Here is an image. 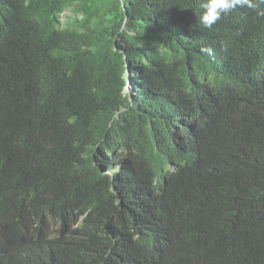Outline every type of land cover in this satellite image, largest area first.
Listing matches in <instances>:
<instances>
[{"label": "trees", "instance_id": "obj_1", "mask_svg": "<svg viewBox=\"0 0 264 264\" xmlns=\"http://www.w3.org/2000/svg\"><path fill=\"white\" fill-rule=\"evenodd\" d=\"M201 3L0 0V264H264V16Z\"/></svg>", "mask_w": 264, "mask_h": 264}, {"label": "clouds", "instance_id": "obj_2", "mask_svg": "<svg viewBox=\"0 0 264 264\" xmlns=\"http://www.w3.org/2000/svg\"><path fill=\"white\" fill-rule=\"evenodd\" d=\"M261 4H264V0H202L203 12L199 17V23L205 29H212L218 21L229 16L237 8H246L256 12L258 16H264V8L260 7ZM201 51L214 58L212 47L202 48Z\"/></svg>", "mask_w": 264, "mask_h": 264}, {"label": "rangeland", "instance_id": "obj_3", "mask_svg": "<svg viewBox=\"0 0 264 264\" xmlns=\"http://www.w3.org/2000/svg\"><path fill=\"white\" fill-rule=\"evenodd\" d=\"M64 20V19H63ZM126 93L130 94V95H133L134 94V86L131 82V80L129 81L128 83V87L126 89Z\"/></svg>", "mask_w": 264, "mask_h": 264}]
</instances>
